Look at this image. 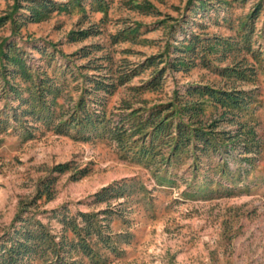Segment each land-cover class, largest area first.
Returning a JSON list of instances; mask_svg holds the SVG:
<instances>
[{"label": "rangeland", "instance_id": "374dc122", "mask_svg": "<svg viewBox=\"0 0 264 264\" xmlns=\"http://www.w3.org/2000/svg\"><path fill=\"white\" fill-rule=\"evenodd\" d=\"M52 1L58 5L30 19V0H0L6 21L0 43H16L32 66L47 67L53 56L50 74L55 66L68 70L70 86L60 100L65 107L78 100L87 74H111L148 60L155 63L108 96L111 125L134 108L186 95L191 85L249 90L252 96L225 117V107L205 106L204 122L217 120L219 132H241L236 149L206 154L198 167L194 156L184 155L168 172L164 164L125 154L109 135L84 139L29 119L38 125L29 136L14 119L8 128L0 124V242L23 224L19 214L34 213L61 234L65 215L110 210L99 218L107 216L108 232L123 252L101 248L108 264H264V0H102V9L97 0ZM190 37L195 49L182 52ZM182 58L188 64L177 66ZM156 75L160 82L152 85ZM5 86L0 75V120L19 104ZM195 99L210 102L208 96ZM247 133L258 145L245 153ZM121 181L124 195L100 199L103 188Z\"/></svg>", "mask_w": 264, "mask_h": 264}, {"label": "trees", "instance_id": "16d2710c", "mask_svg": "<svg viewBox=\"0 0 264 264\" xmlns=\"http://www.w3.org/2000/svg\"><path fill=\"white\" fill-rule=\"evenodd\" d=\"M28 6L32 10L31 18L41 17L47 8L58 5L52 0H30ZM75 3H83V0H68ZM102 9V0H97ZM38 3V5H35ZM68 3V4H69ZM61 9H65L62 6ZM99 8V9H100ZM6 21L0 18V25ZM130 31H136L131 29ZM83 37L90 32L84 31ZM187 45L181 47L182 52H190L195 49L197 40L185 38ZM180 49V48H179ZM43 53H47L45 49ZM44 57L46 55H43ZM47 57V56H46ZM105 57V56H103ZM47 59V67L43 65H30L21 48L16 43H0V75L6 80L5 91L13 94L19 100V104L13 109V113L0 120L6 128L14 119L17 125H21L26 134L32 136L37 126L30 124L42 122L47 128L54 129L62 134H74V136L89 139L102 136L115 137L120 143V149L125 154L133 153L147 163L158 162L164 164V170H170L174 160L182 159L184 155L194 156L196 167L199 166L201 158L209 153L218 151L228 152L229 149H236L241 132L233 134L231 131H217V120L204 122L206 104L213 103L225 107L222 115L225 117L231 107H239L251 100L249 90H221L210 85H191L187 88L186 95L178 96L169 103L157 104L145 110L134 108L129 113H122L118 123L111 125L107 116L108 96L116 89L129 81L147 66L154 64L146 62L131 68L116 70L111 74L86 75V84L81 89V94L76 102L66 103L65 107L60 100L65 99V91L70 86L68 70L55 66L50 74L49 68L52 65V57ZM177 66L187 65L188 62L182 58ZM96 65V64H95ZM84 67H87L85 65ZM102 68L103 65L95 66ZM100 70V69H99ZM72 73L73 69L71 70ZM164 72H162V75ZM21 77V81L12 82L9 78ZM242 77L244 75L241 74ZM160 77L152 80V85H158ZM146 87V86H144ZM103 94H100L102 93ZM207 100L199 101L196 96ZM90 97V98H89ZM89 99V100H88ZM73 102V104H72ZM208 102V103H205ZM125 108L130 109L132 105L127 104ZM30 119V120H29ZM207 123V124H206ZM15 124V123H13ZM11 124V125H13ZM252 131V130H251ZM249 131V133L251 132ZM246 134L243 146L244 152H252L257 146L255 138H248ZM223 141V142H221ZM227 141L232 146L228 148L223 144ZM248 160V157L241 158ZM217 166L224 168V163L219 162ZM158 167L157 170H161ZM222 168V169H223ZM166 174L159 177L165 179ZM125 181L116 182L106 186L98 193L100 199L105 195H124L126 188ZM41 194L37 198H40ZM110 210L100 212H83L63 218L64 227L61 234L54 233L51 228L38 218L36 214H28L22 218L23 224L3 242H0V264H84L87 260L91 264H108L109 253L120 255L123 249L120 242L108 232L109 221L106 218H99L101 213H108ZM112 212V211H111ZM81 218V223L78 221ZM104 248L108 254L101 251Z\"/></svg>", "mask_w": 264, "mask_h": 264}]
</instances>
